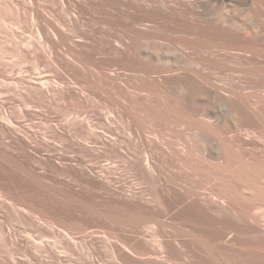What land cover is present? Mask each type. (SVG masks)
Here are the masks:
<instances>
[{
  "label": "rangeland",
  "instance_id": "1",
  "mask_svg": "<svg viewBox=\"0 0 264 264\" xmlns=\"http://www.w3.org/2000/svg\"><path fill=\"white\" fill-rule=\"evenodd\" d=\"M179 1L0 0V116L15 120L22 140L13 171L7 123L0 118V262L10 252L19 264H127L115 250L118 244L145 264L148 255L131 248L155 256L152 229L141 219L159 212L160 183L178 196L216 190V180L203 170L214 173L223 160L229 194L243 208L264 213V191L244 182L256 180L264 188V48L245 52L239 38L214 35L217 24L235 26L213 23L206 3L201 24L210 32L194 33L193 0ZM174 76L179 80L165 81ZM41 79L53 91L49 96L32 89ZM202 90L206 95L197 99L205 114L184 112L189 102L183 98ZM139 155L155 159L150 176L135 167ZM83 165L105 178L111 191L98 181L88 185ZM4 198L15 206H4ZM190 203L206 235L197 237L194 263L264 264V244L252 227L249 232L239 223L240 233L246 232L241 239L230 233L227 222L237 220L238 203L228 214ZM28 208L46 212L62 231L76 232L74 253L61 245L68 251L64 262L13 239L37 231Z\"/></svg>",
  "mask_w": 264,
  "mask_h": 264
},
{
  "label": "bare ground",
  "instance_id": "2",
  "mask_svg": "<svg viewBox=\"0 0 264 264\" xmlns=\"http://www.w3.org/2000/svg\"><path fill=\"white\" fill-rule=\"evenodd\" d=\"M141 1L145 2L147 0H141ZM185 1L180 0L179 4L180 5L181 4L186 5V3L188 1L186 3H184ZM204 3H206L211 8V10L209 9V15L211 12V14L213 15V18H212L213 23L214 22L218 23L219 21H222V23H225V24L230 23V25L235 26L234 29L227 30L228 28L226 29L225 28L226 26H222L221 24L219 26L217 24L216 27L214 26V30H213L214 35L218 36V33H221V34L223 33V34H230V35H233V36L239 38L237 40H240L241 43L239 44V42H238V44L241 45V49L245 52H253V51H257V50L264 48V0H193L191 2V4L189 3V6L191 5V7H189V8H191V9H189V14H190L191 20H192L191 21L192 24L190 25L191 26L190 28L194 33H197L200 35L203 33L208 34L210 32L209 28L205 29L201 24V18L203 16L201 17V10L200 9H203ZM139 5H141V4H139ZM142 7H143V5H142ZM142 7H139V9ZM140 10L143 13V10L142 9H140ZM140 10L138 11L139 13L137 12L138 13L137 16H139L141 14ZM203 13L208 14V9L205 8L203 10ZM137 16L135 15L134 17H137ZM140 19H142V18L140 17ZM132 20H134V18ZM136 20L132 21L130 23V25L134 26V25L138 24L139 22H137L138 20L137 21ZM210 23H211V21H210ZM216 23H215V25H216ZM233 26L231 28H233ZM118 43L122 47V43L121 42H118ZM116 51L119 54L121 53L123 55H127V52L124 49L119 48V49H116ZM187 55H189V54H187ZM165 79H166L165 81H169V82L179 80V78H177L175 76L174 77H167ZM38 83L39 84L37 86L32 88L33 90H35L38 93V95L49 96L53 92L50 88H48V85H47L48 81L47 80L41 79L40 82H38ZM169 90L170 89H168V91ZM171 91H172V89L169 92H171ZM204 95H206V93L204 90H202L200 93H195V95L193 96V99L191 98V100L189 99V96H187V97L184 96L185 98H183V100L189 102L188 105L185 107L184 112H186L189 115H196L194 111H195V109H197V111L200 114H205V112L202 113V108H201L202 104L200 102H198V99H197V97H202ZM170 108L174 109L175 107L173 105H171ZM178 108H179V106H178ZM0 118L5 119L6 123H7L5 126H3V128H5V133L8 137L7 150H8L9 166H10L11 170L14 171V169L16 167L15 161H17V160H15L16 159L15 153L19 148H21L22 140H21V137L18 133V129H17L18 126L15 124L16 122H14L15 120L13 118H10V116H8V114L1 115ZM199 119L204 120L202 117H199ZM251 119L253 120L254 116H252ZM209 124H211V123H209ZM3 128L0 124V131H3ZM250 133H251L250 131H248V133H247V135H249V138L252 137V136H250ZM1 143H0V152L2 151L1 150L2 149ZM183 145L187 149L186 152H188L189 150H191V152H192V147H190L188 142H183ZM144 156L142 157V155H139L138 163L135 165V167L143 175L150 176L151 173L153 171H155V168H154L155 167V159H153L150 155H144ZM228 168L229 167L227 166L226 162L223 160L222 162L218 161L216 163L214 173L213 172L209 173V170L207 171V169L203 170V173L212 176V178L215 179L216 180L215 182H217V184H218L217 185L218 188L216 190L210 189V191H208V192H206V190L205 191H192V192L189 191L185 195L178 196V195H175L173 193L172 194L169 193L170 191L172 192V189L170 188L171 190L169 191V189H168L169 185H167L168 187H166V185L163 182H161L160 183L161 185L158 186V189H159L158 194L155 196L159 202V206H160L159 212L156 213L155 216L145 217V218L141 219V222L144 225H147L148 227H151V229H152V232L149 234V236L151 237L152 240H154L153 242H155V243H153L154 244L153 245L154 246L153 247L154 252L153 253L150 252V254H155V256H152V255L149 256L148 251L140 250L138 248H131V249H133V252L135 254H137L138 256L148 255V257H146V258L143 256L144 257L143 261L144 262L146 261L147 264H197V263H194V261H193V259L195 257L194 252L196 251L195 250L196 249L195 248L196 243H197L196 240L198 239L197 237L203 238V236H206V235H204V231L202 229L203 223L198 222L195 219V217L192 215V213L189 212V208L192 205H194L190 202L196 201V203L198 205H200L201 207L206 208V209H211L213 206L216 211H218V212L226 211V214H228L227 209L229 207L232 206V208H233L235 204L237 205V203H238V206H240V201L237 200L238 198L237 199L233 198L234 196L232 197L229 194L230 192H228L229 190L227 187L230 184V183L227 184L228 182L226 181V178L228 176ZM81 171H82V174L84 175L85 182L91 183L90 181H93V183L94 182L96 183V181H98L97 184L98 183L100 184L99 187L101 186L102 188H104V190L107 189L108 191L109 190L111 191V189L109 187V183L107 182V180L105 178H102L100 175H97L96 173H94L93 168L85 167L83 165V168L81 169ZM230 172L233 173L232 170ZM261 174L263 175L262 178L264 179V172H262ZM230 175H234V173L230 174ZM257 176H260V173ZM1 179H3V178H1ZM241 179L243 180V176ZM227 180H229V179H227ZM242 180H241V182H242ZM247 181H244V182L247 183L248 186L251 187V189L252 188H253V190L254 189L255 190L256 189L257 190L262 189L264 191V188L262 187V185L259 186V184L255 182L256 180L255 181L253 180L254 182H249V179H248ZM241 182H238V185L240 184L239 186H242ZM83 183H84V181H83ZM89 183H88V185H89ZM84 184H86V183H84ZM247 184H246V186H247ZM260 184H262V183H260ZM87 188H89V187H87ZM88 191H89V189H88ZM0 192H2V190ZM262 193L264 195V192H262ZM187 201L189 202L188 204L187 203L183 204ZM13 204L14 203L9 202L6 198L3 199V205L4 206L11 208V207H13ZM180 204H182V209H180L178 211V209H176V208H178L180 206ZM14 206H15V204H14ZM30 207L32 208V206H30ZM240 208L241 209L239 211V216L236 214L237 220H236V218H235V220L229 219L230 223L227 222V224H230V227H228L231 229L230 233L234 232L235 236H240V237H235V238L241 239V237L243 235L241 236L239 234H245L246 232L240 233L242 231V230H240V228H242L243 226L241 227L242 224L240 225L239 223H245L244 224L245 227H246V225L248 226V231L251 232L253 230L251 232V234L254 233L255 235L253 234V236H256L257 238L256 237L255 238L259 239L263 245L264 244V213L258 214V211H252V208L250 206H246L244 208L242 206H240ZM8 210L9 209H7V211ZM228 210H230V209H228ZM28 212L29 213L27 215H29V219L28 218H26V219H28L31 222V224H33L37 228V231H40V233L38 232L39 236H37V234H35L37 232L36 231L35 233H33L36 237H34L33 234H31L32 232L31 233L28 232V234L25 235V237L23 239L22 238L20 239L19 236L18 237L12 236V234H11L12 232L10 233L12 237L10 235H9V237H11V238L15 237L13 239L19 241L18 244H20V242L22 241L23 243H27V244L31 245L30 249L33 248L34 251L37 250L39 252L40 251L48 252L49 256L51 255L50 258L53 257V259H55V261L59 262V263H62L65 261L64 256H65V253L68 252V251H63V249H61L62 244H64L65 246L67 244L69 246L68 249L73 250L72 253H74V251H76L75 250L76 245L72 246V243H70V241H72V239L75 240V237H77V236H74V234L76 232H73L72 227H70V229L69 228L67 229L68 233L66 231L64 232L61 229L57 228L58 225L55 226V223H53V221L51 222L48 219L49 215L47 216L44 214L46 212L43 211L44 213L43 212L39 213L36 210V212H37V214H36L35 211L32 210V212H31L30 209L28 210ZM38 213H39V215H38ZM17 214H18V212H17ZM47 214H48V212H47ZM24 215H26V213H24ZM232 216H235V215H232ZM232 216H231V218H232ZM20 217H22V216H20ZM228 217H230V216L228 215ZM228 217H227V219H228ZM23 219L26 220L25 218H23ZM54 220H55V218H54ZM56 221H58V220H56ZM223 221H224V219H223ZM225 221H226V219H225ZM28 224H30V223L28 222ZM227 224L225 222V225L229 226ZM239 225H240V227H238ZM34 226H33V228H34ZM249 226L253 228V229H251V231L249 230ZM20 229H22V228H20ZM78 229H79V227H78ZM64 230H65V227H64ZM32 231H34V230H32ZM18 233H19V231H18ZM21 235H22V232H21ZM231 235H233V234H231ZM233 238H234V236H233ZM231 240H233V239H231ZM236 240H238V239H235L234 241L236 242ZM260 241H259V243H260ZM74 243H76V242H74ZM27 244H25V245H27ZM25 245H22V246H25ZM260 245H261V243H260ZM116 246H117V248H115V250H116V252L117 251L119 252L118 255L120 258H124L125 260L128 259L127 260L128 262L126 261L127 264L129 262L131 264H136L138 259L136 258L137 260L134 262V258H130L132 255H129L128 254L129 252L127 253V250H126V253L128 255L125 253L124 250L127 248H123V245H118V244H116ZM116 246H114V247H116ZM39 252H37V253H39ZM40 253H42V252H40ZM29 254H30V252H29ZM195 255H196V252H195ZM15 257L12 255V253L10 254V252H9L5 258L4 257H3V259L1 258L2 260L0 263L1 264H19L20 261L17 263ZM45 258H46V256H45ZM140 258H142V257H140ZM28 259L30 260V258H28ZM93 259H91L92 262H93ZM46 260H44V261H46ZM140 260L141 259H139L138 262L142 261V260L141 261ZM138 262H137V264H140ZM92 264H94V263H92Z\"/></svg>",
  "mask_w": 264,
  "mask_h": 264
}]
</instances>
